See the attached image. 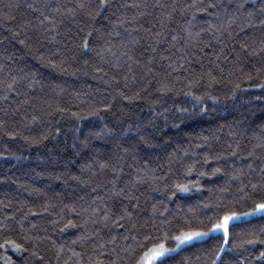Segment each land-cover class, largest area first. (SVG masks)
<instances>
[{
	"label": "trees",
	"instance_id": "trees-1",
	"mask_svg": "<svg viewBox=\"0 0 264 264\" xmlns=\"http://www.w3.org/2000/svg\"><path fill=\"white\" fill-rule=\"evenodd\" d=\"M29 2L42 3V0H0V63L10 66L13 74L24 68L39 81L30 89L26 87V83L23 84L21 91H26L28 95L18 96L15 92H10L7 100L0 99V120L4 121L0 125V222H5V217H12L10 222H5L10 231L0 229V244L5 238L23 243L29 235L47 236L50 239L45 240L39 249L45 264H65V261L67 264H77L73 252L82 253L85 264L89 253L93 258L105 260L107 264V252L100 256L99 253L103 250L96 248L94 244H73L72 241L82 231L93 227L90 223H85L86 217L91 213L82 209L94 207L92 197L103 194V189L98 185L112 179L111 169L100 170L99 164L114 162L112 158L117 151V139L129 126L139 125L140 132L151 139V146L142 147L138 154L142 158L133 161L131 155L127 157L123 162L119 183L123 186L128 179L133 178L136 167L152 169L155 177H163L157 179L155 184L152 179L141 184L135 192L140 198V208L130 209L141 213L140 223L151 215L153 205L157 207L158 217L159 213H163L162 217L154 221L157 228L150 229L152 235L157 237V243L163 242L166 247L171 248L174 246V237L181 231H206L220 222L226 214L250 213L255 203L264 198V192L257 191L251 196L244 194L252 192L250 182L259 180L260 170L264 168V146L257 147L261 144V132L264 131V51L247 56L246 59V50L241 51L240 63L243 68L233 71L231 76L228 72V69L234 67L230 62L232 56L237 54L233 50L241 48L239 41L246 40L250 47L256 48L264 39V26L258 23L264 19L259 0L255 4L256 12L251 27H244V22L249 19L247 11L252 8L253 0H175L177 5L187 4L193 7L184 9L183 13L181 8H177L165 29L170 35L164 37V40L171 42V35L176 34L193 15L196 16L193 21L194 32L201 28L208 29L209 24L214 25V28L201 32L198 41L194 40L187 47V53L190 54V63L184 65L187 71L174 73L173 77L187 76L190 71L207 72L210 67L215 68L217 63L225 67L223 75L226 79L223 82L210 85L205 77L193 89L194 94L202 98L201 103H197L192 95L186 94V89L183 88L185 81L177 82V91L161 93L156 90L159 74L162 69L167 68L169 62L161 60V54H165L164 49L168 53L174 52L167 43H162L157 53L153 54L156 59L152 65V73L147 77H144L145 69L141 65L131 63L132 72L129 73L123 59L121 63L125 66L113 68V59L109 58L108 62H104L96 55L104 44V40L98 38L103 33L104 26L112 27L105 17L111 16L118 5L130 0H110L112 7L98 17L95 25L100 31L93 34L90 45L92 50L87 55L77 54L75 60L70 59L71 67L67 72H61L40 59L41 52L47 56L49 52L56 51V46L45 43V47L37 51L35 46L21 45L19 39L14 37L16 25L28 18L30 10L24 5ZM59 2L71 4L74 0ZM138 2L156 4L157 0ZM241 2L245 3V9L238 12L237 6ZM10 3H19L21 6L9 9L6 6ZM159 3L171 5L173 0H159ZM209 3L216 4L217 7L207 11L197 10L199 6L207 8ZM145 11L148 14L139 17L134 23L142 24L144 28L155 24V30H159L162 10L150 7ZM6 12L14 16L15 20L5 18L3 13ZM120 12H124V9H119L117 15ZM134 12L136 9H130L127 19L130 20ZM234 13L235 23H229L228 17ZM124 28L131 35L125 33ZM216 28H220V31L216 32ZM118 31L121 36L112 37L117 43L121 39L144 37L140 44L132 46L134 51L131 54L146 62L147 57L140 53L145 41H151L143 28L133 31V27L126 24L118 28ZM183 43L181 40L177 47ZM230 52L232 56L229 61H224L223 56ZM217 53H220L219 61ZM8 56L12 59H6ZM85 60L88 61L87 65L84 64ZM97 66L102 67L107 75L96 72ZM257 68L262 70L257 72ZM114 75L116 80L112 79ZM31 79L30 76L29 80ZM237 83L240 88L233 98L230 93ZM146 84L149 86L144 88ZM117 87L129 96L142 88L144 91L141 92V98L129 102L119 95ZM5 91L0 85V95ZM113 96L116 97L114 100ZM210 97L218 99L214 101ZM109 103L111 107L105 110L103 105ZM90 105L99 107L97 115H89ZM61 108L65 111H59ZM181 108L188 111L180 112ZM33 116H37V120L33 121ZM57 128L60 129L59 133L56 132ZM105 129L113 131L109 135ZM10 132L16 135L10 136ZM97 133L100 135L97 136ZM42 134L47 138L41 139L39 143H32L31 138L40 139ZM126 135L135 136L139 140L135 129ZM250 151L254 153L251 157L248 156ZM233 152L236 154L233 155ZM249 162L254 171L250 176L243 177L244 184L248 185L244 192L238 191L239 181L226 184L233 169L241 166L247 169ZM84 164L92 165V171L86 170L85 176H91L94 182L87 185L70 178L79 175L81 165ZM129 164L134 167L129 168ZM190 167L193 168L191 173L187 171ZM217 168L220 171L214 173ZM60 173L64 175L56 179ZM177 184H185L190 190L181 192L175 187ZM223 187H227L228 191H221ZM92 188H96V192ZM124 203L129 204L128 201ZM44 208L48 211H43ZM31 212L37 214L33 216ZM25 214H28V219L23 221L21 227L19 221ZM68 220H73L76 227L65 228ZM52 221L57 223L53 224ZM31 223H35V228L30 226ZM262 229L264 214L233 222L228 226L227 242L221 234L212 235L163 258L164 264H212L213 260L217 264H264V258H260V252L264 251ZM110 235H117V241L114 245H108L109 252L112 247L119 251L121 246L134 243L131 236L127 241L123 239V236L129 234L122 229L114 228L111 233L109 229L103 230V239L107 240ZM249 240H254V243H247ZM60 245L64 247L61 249ZM221 245L224 247L223 252H220ZM217 252L222 259H217ZM27 255L17 253L11 247L0 248V264H6L8 258H11L12 264H24L23 258ZM121 255L124 253L121 252Z\"/></svg>",
	"mask_w": 264,
	"mask_h": 264
},
{
	"label": "snow or ice",
	"instance_id": "snow-or-ice-1",
	"mask_svg": "<svg viewBox=\"0 0 264 264\" xmlns=\"http://www.w3.org/2000/svg\"><path fill=\"white\" fill-rule=\"evenodd\" d=\"M257 0H253V6L247 11L248 20L244 22V27L253 26V18L255 16L256 4ZM20 4H8L6 7L9 9H18L20 8ZM27 9L30 10L28 13V18L22 19L21 23L16 25L15 31L13 33L14 37L19 39V43L25 46H35L37 51L40 48L45 47V43L47 45L56 46L55 52H49L46 56L43 52L40 53V59L43 63L51 65L53 68L58 69L61 72H67L68 68L71 67L69 60H75L77 58V54L79 55H87V52L92 50L90 45L92 44V37L94 32H99L100 30L95 27L98 17L102 16L103 13L112 7L110 0H74L71 4H61L59 0H42V3H34L29 2L24 5ZM260 11L264 12V0H259ZM156 8L159 7L161 11L160 16V29H156V25L152 24L150 28H144L142 24H135L134 22L138 21L139 17H143L148 13L145 11L148 8ZM193 7V5H177L175 0L171 5L169 4H161L159 0H157L156 4L149 3H141L138 0H130V2H125L116 7V11L112 13L111 16L105 17L108 19L112 27L109 28L107 25L104 26L103 33L98 37L99 39L104 40V44L100 47V50L96 52V55L100 58L101 61L108 62L109 58L115 61L112 64L113 68H120L125 66L122 64V59L125 61L128 72H132L131 63H135L141 65L144 71V77L149 76L152 73V65L155 62L154 53H157L159 46L162 43H167L169 48L174 49V52L168 53L167 49H164L165 54H161V60L169 61L166 69H162L159 74V79L156 81L158 88L157 91L161 93H168L172 91H177L176 85L177 82L185 81L183 84V88L186 89L187 95H192L197 103L202 102V98L200 96H196L193 92L194 88H197L201 81L207 77V79L211 83L223 82L226 77H224L225 67L221 63H217L215 68H209L207 72L203 70L199 73L190 71L187 76L176 75L173 77L174 73H180L181 71H187L184 68V65L190 63V54L187 53V47L192 45L194 40L199 39L200 33L207 31L209 29L214 28V25L209 24L208 29L201 28L199 31H193L194 25L193 21L196 20V16L193 15L191 20L186 21L181 29L176 32V34L171 35V42L164 40V37L170 35L169 32L165 31L168 27V22L173 19V14L177 11V8H181V12L183 13L184 9H189ZM217 7L216 4L209 3L207 8L203 6L198 7V11H207L208 9ZM124 9V12H119V9ZM130 9H136L131 16V19H127V13ZM143 9V10H142ZM167 9V11H163ZM245 9V3L241 2L237 6V11H243ZM209 15H212L209 12ZM3 16L9 20H15V17L10 13H3ZM229 23H235V13L228 17ZM261 26H264V19L258 21ZM130 25L133 27V31H136L137 28H143V31L147 33L148 41H145V44L142 46V51L140 53L141 56H146V62H142L140 59L135 58L131 53L134 51L133 45H138L141 43V40H144V37H140L139 39L133 38L132 40L121 39L118 43L112 39V37H120L121 33L118 31V28L123 27L124 25ZM224 27V25H221ZM125 33H128V29L124 28ZM220 28H216V32H219ZM241 31H244V28H241ZM183 33V35L181 34ZM131 35V33H128ZM247 35V34H246ZM22 37V38H21ZM107 37V38H105ZM183 40L184 43L180 47H177L180 44V41ZM241 48L236 51L237 54L232 56L230 52L228 55L223 56L224 61H229V57L232 56V62L234 67L232 69H228L229 76H231L232 72L235 70H241L243 68V64L240 63L241 56L240 52L246 50V56L256 55L257 52L264 51V39L260 41L259 47L252 48L249 43L244 41H239ZM253 43H255L253 41ZM195 46V45H193ZM226 47V45H225ZM223 51V49L221 50ZM178 54V55H177ZM217 60L221 59L220 53H217ZM172 56H175V59H172ZM6 59H12L11 56L6 57ZM84 64L87 65L88 61L85 60ZM203 68V65L201 66ZM7 69V71H5ZM257 72H260L262 68H257ZM96 72H104V69L100 66L95 68ZM0 74H2V78H0V85L6 89L3 95H0V99L7 100L8 93L15 92L19 95H28L26 91H21V88L24 83H26L27 88H33L34 84L39 83V81L35 80V75L30 71H26L24 68L18 69L15 74H13V69L3 63H0ZM106 76L107 73L104 72ZM32 77L29 80V77ZM142 77V79L144 78ZM251 79L250 76L247 77ZM113 80H116L117 77L114 75L112 77ZM128 77L125 75V80ZM109 82V81H106ZM149 85H144V88H147ZM256 87H262V85H256ZM240 88V84L237 83L235 87L232 89L230 95L234 98L237 90ZM116 91L120 96L123 97L124 100H128L132 102L136 99L141 98V92L144 89H140L134 92L132 95H126L123 91L117 87ZM116 97L113 96V100ZM212 100H217V97H210ZM25 103L27 101H24ZM104 109L107 110L111 107V104H104ZM195 107V106H194ZM59 111L63 112L65 109L61 108ZM100 109L97 106L90 105L89 106V115H97ZM180 112H187L188 109L181 108ZM204 109H201L203 112ZM73 115H78L77 113H73ZM32 120H37V116H33ZM4 121L0 120V125H3ZM264 127V126H262ZM135 129L136 135L139 136V140H136L135 136H127L126 133H129ZM60 129L57 128L56 132L59 133ZM79 131V129H77ZM106 134H111L112 129H105ZM10 136H15L16 133L10 132L8 133ZM97 136L100 133L96 134ZM45 135H41L40 139L31 138L32 143H39L41 139H46ZM25 139H29L25 137ZM87 139V138H86ZM206 139V138H205ZM142 142V143H141ZM83 143V142H82ZM143 146H151V139L149 137L144 136L140 132L139 125L129 126L124 129V131L120 134V138L117 139L116 142V152L113 156L114 162H101L99 164V169H111L112 179L107 181L103 185H98V187L103 189V194H97L92 197L94 207L83 208L82 211L91 215L86 217L85 223H90L93 225L91 229H86L82 231L76 238L72 241L73 244L80 242L82 245H87L89 243L94 244L96 248L102 249L99 253L100 256L108 253L107 264H119V262L123 261L124 264H164L163 257L166 256L169 252H174L176 248L180 247L181 244L191 242L193 239L199 238L201 236L208 235L207 232L202 231H181L179 235H176L174 239L178 242L176 244V248H168L165 246L163 242L157 243V237L152 235L150 229H156L157 225L154 221L163 216V213H159V217L157 215V207L156 205L152 206V213L145 219L143 223H140L139 217L141 213L139 211H132L130 209H139L140 208V198L135 194L136 190L141 184L147 183L149 179H152L153 184H155L157 179H163V177L157 178L154 176V170L149 168H135V175L133 178L128 179L123 186L120 185L119 181L121 179V173L123 171V162L127 159L129 155H131L133 161H135L139 157V153L142 151ZM264 146V131L261 132V144L257 145V147ZM233 155L236 153L233 152ZM253 152H249L248 156H253ZM129 168H133L134 165L129 164ZM92 171L91 164L81 165V172L79 175H73L70 178L78 181L80 184H89L90 182H94L91 176H85V171ZM187 171L191 173L193 168H188ZM220 169L217 168L214 170L215 172H219ZM252 171H254L252 163L249 162L247 164V169L243 166L233 169L229 174V180L226 181V184L233 181L240 182V188L238 191L244 192L245 188L248 185L244 184L243 177L246 175L250 176ZM64 174L60 173L56 176V179L62 178ZM95 175V172H93ZM203 175V173H201ZM259 180L255 183L250 182V186L252 189L251 193L244 192L245 195L251 196L257 191L264 192V168L260 170ZM177 190L181 192H188L190 189L185 184H177L175 186ZM96 188H92L93 192H96ZM153 190H156L153 187ZM32 191L39 192L40 189H32ZM221 191L227 192L228 188L223 187ZM83 199V197H80ZM135 200L136 203H131V201ZM128 201L129 204H125L124 202ZM103 205V207H101ZM67 207V206H65ZM43 211L47 212L48 209L44 208ZM256 212H264V198L260 200V202L255 203V207L252 208L250 213H237L232 212L231 214H226L223 217L222 222H218L213 224L212 230L223 229L225 241L227 242L228 237V225L229 221L233 219H239L240 216H247L250 214H254ZM31 215L35 216L37 213L31 212ZM79 215V213H77ZM12 219L11 216L5 217V222H10ZM28 219V214H25L21 218L19 223L21 227H23V221ZM152 221V223H150ZM5 222H0V229H4L5 231H10L8 229ZM53 224L57 223V221H52ZM32 228H35V223H31ZM68 226L76 227L73 220H68L65 228ZM119 228L123 231L127 232L129 235L123 236V239L127 241L129 236L134 241L133 244H127L126 246H121L119 251L116 247H112L111 251L108 250V245H114L117 241V235H110L107 240L103 239L102 233L104 229H109V233H111L112 229ZM148 229V230H145ZM64 229H61L63 231ZM264 231V229H262ZM50 239L47 236L40 235H29L26 237L23 243H18L16 240L11 238H5L4 242L0 244V248L11 247L13 251L17 253H27V256H24V264H45L44 256L40 253L39 249L41 244ZM264 243V241H261ZM247 243L252 244L254 240H249ZM30 245V246H29ZM64 245H60L62 249ZM224 251L223 245L220 246V252ZM121 252L124 255H121ZM59 256V253H57ZM73 256L77 258V264H85L83 259V254L78 252H73ZM114 257V258H113ZM217 259H222L220 253H216ZM31 258V259H30ZM260 258H264V251L260 252ZM6 264H12L11 258H8ZM65 264L67 262L65 261ZM86 264H105V260L99 258H93L92 254H88V258ZM212 264H217L216 260L212 261Z\"/></svg>",
	"mask_w": 264,
	"mask_h": 264
},
{
	"label": "rangeland",
	"instance_id": "rangeland-1",
	"mask_svg": "<svg viewBox=\"0 0 264 264\" xmlns=\"http://www.w3.org/2000/svg\"><path fill=\"white\" fill-rule=\"evenodd\" d=\"M259 214H264V212H256V213H254V214H250V215H247V216H240L239 219H233V220H230V221H229V225H230L231 223H233V222H237V221L245 220V219L251 218V217H253V216H257V215H259ZM222 220H223V219H222ZM222 220H221L220 222H222ZM229 225H228V226H229ZM202 232H207L208 235H206V236H201V237H199V238L193 239L191 242L181 244L180 247H178V248H176V244H177L178 242L174 239V246L171 247V248H176V250H175L174 252H169V253H167L165 257L172 255V254L175 253L177 250H179V249H181V248H183V247H185V246H187V245H189V244H191V243H193V242H201V241H204V240L208 239L209 237H211L212 235L221 234V235L224 237V230H223V229L212 230V227H211L210 229H208V230H206V231H202ZM224 239H225V237H224ZM168 248H170V247H168ZM165 257H163V258H165ZM163 258H162V259H163Z\"/></svg>",
	"mask_w": 264,
	"mask_h": 264
}]
</instances>
